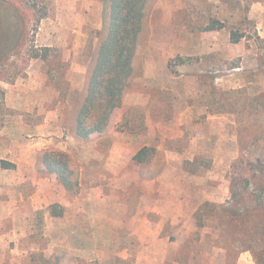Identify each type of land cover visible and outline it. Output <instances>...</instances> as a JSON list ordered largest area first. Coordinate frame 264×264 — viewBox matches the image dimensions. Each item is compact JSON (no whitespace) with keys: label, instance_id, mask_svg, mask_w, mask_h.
Here are the masks:
<instances>
[{"label":"rangeland","instance_id":"obj_1","mask_svg":"<svg viewBox=\"0 0 264 264\" xmlns=\"http://www.w3.org/2000/svg\"><path fill=\"white\" fill-rule=\"evenodd\" d=\"M12 1L29 11L0 62V264H264V0H152L122 105L86 142L71 119L101 0H40L39 23L36 0ZM212 20L224 26L204 30ZM44 149L69 154L76 193L41 171ZM242 195L255 211L226 214Z\"/></svg>","mask_w":264,"mask_h":264},{"label":"trees","instance_id":"obj_2","mask_svg":"<svg viewBox=\"0 0 264 264\" xmlns=\"http://www.w3.org/2000/svg\"><path fill=\"white\" fill-rule=\"evenodd\" d=\"M36 0L31 8L36 23L48 16L46 5L39 6ZM152 0H101L102 26L97 31V44L92 52L88 65L85 85L81 100L72 110L71 133L78 142L93 140L107 128L111 114L122 105L125 92L135 77L134 60L138 41L144 27L146 9ZM27 10L12 0H0V62L7 60L21 47L25 38L27 25ZM224 25L219 20H212L204 30H218ZM245 36L244 32L232 29L230 39L237 43ZM49 48L44 46L42 53L34 50L32 57L46 60L49 58ZM156 153L154 146H144L133 156L139 164H149ZM240 156L236 158L239 160ZM199 155L187 163L198 162ZM3 168L14 166L12 162L2 160ZM38 164L41 171L51 175L69 192L78 191V180L70 164V156L66 151L44 149L38 154ZM163 164L143 179H153L161 172ZM264 170V168L262 169ZM236 181V180H235ZM230 186L232 195L240 196L238 182ZM228 208H223L232 217H241L245 212L255 210L246 208L242 201ZM211 204L204 202L196 211V216L204 212L203 208ZM243 206V208H242ZM255 209V208H254ZM260 209V208H259ZM61 210L55 209L54 215L59 216Z\"/></svg>","mask_w":264,"mask_h":264}]
</instances>
